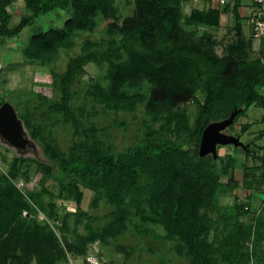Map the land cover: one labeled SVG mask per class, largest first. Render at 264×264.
Returning a JSON list of instances; mask_svg holds the SVG:
<instances>
[{
  "label": "trees",
  "instance_id": "obj_1",
  "mask_svg": "<svg viewBox=\"0 0 264 264\" xmlns=\"http://www.w3.org/2000/svg\"><path fill=\"white\" fill-rule=\"evenodd\" d=\"M18 2L29 15L11 27L8 8ZM181 4L182 0H134L132 15L120 20L115 0H0V38L16 37L39 16L68 13L60 27L34 32L23 49L27 61L46 66L60 49L74 45L76 35L95 30L102 19L110 20L103 38L86 40L64 72L54 75L60 99L49 103L48 113L62 115L72 127L68 150L60 149L47 125L35 124L31 114L22 116L29 132L25 147L33 143L36 148L32 154L17 149L7 173L0 172V264H66L69 257L83 258L90 245L106 244L109 237L118 236L132 216L161 226L164 236L133 223L141 235L176 242V254L189 264H264V207H251L255 193L264 195V180L255 187L258 179L243 164L241 203L223 208L220 195L237 190L232 171L238 158L232 153L218 154L215 160L212 155L199 156L202 133L210 123L227 119L240 108L232 125L251 106L264 112V51L251 57L254 38L242 34L240 0H233L230 8L225 3L189 15ZM227 12L234 17L236 43L229 45L227 55L219 56L212 34L197 36L188 28H218L221 14ZM90 63L105 70L86 84V100L115 113H131L143 104L142 138L124 152L104 144L95 125L83 122L95 112L72 105L75 78ZM5 103L0 97V108ZM191 103L197 108L189 121L181 108ZM260 122L264 124V114ZM251 127L252 123L242 125L236 136L241 138ZM256 139H264V128ZM246 145L247 152L239 148L245 160L262 158L251 146L264 152V144ZM32 163L41 173L39 185L53 180L59 187L46 205L40 191L28 193L30 201L47 212L50 223L36 218V209L15 183L18 178L30 181ZM229 169L224 183L221 175ZM83 188L94 193V206L102 198L114 208L108 215L111 222L100 231L93 225L97 217L81 208ZM55 197L74 202L75 211L61 214ZM260 199L264 204V197ZM213 214H217L214 220ZM71 217L75 225L85 226L86 236L72 241L65 237Z\"/></svg>",
  "mask_w": 264,
  "mask_h": 264
},
{
  "label": "rangeland",
  "instance_id": "obj_2",
  "mask_svg": "<svg viewBox=\"0 0 264 264\" xmlns=\"http://www.w3.org/2000/svg\"><path fill=\"white\" fill-rule=\"evenodd\" d=\"M133 1L134 0H115V6L118 10V16L120 20L132 15L133 13ZM232 3V2H229ZM226 5V4H225ZM207 3L205 0H182L181 8L185 15H189L191 11L206 10ZM11 14L10 26L14 27L20 18L24 15H29L23 4L18 2L16 5L8 8ZM68 13L54 11L50 14L39 16L33 24L26 26L19 35L13 38H0V97H3L6 103L12 106L15 114L16 128L21 132V129L29 134L24 126L22 116L26 113L31 114L34 118L35 124L47 125L46 131L51 138L56 141L60 149L65 152L71 146L72 142V127L70 124H65L62 115H50L48 113V107L50 102H59L60 93L55 90L53 86L54 75L61 74L66 68V64L69 58L77 56L81 53V48L86 40L92 42H98L105 36L106 26L110 20L102 19L99 26L88 32L79 33L74 37V45L70 48L60 49L55 60L50 65H43L38 61L29 62L23 55V49L26 46L30 36L38 31H44L53 27H60ZM230 17V16H229ZM224 14L221 18V24L218 28H210L206 26H198L196 28H188V30L195 31L199 36L203 32H209L213 35L216 41L215 51L219 56L227 55V49L230 44L236 43V37L234 35L233 23L231 17L229 18ZM229 18V19H228ZM233 19V18H232ZM247 36L244 35V38ZM251 40L250 37H247ZM259 39L252 40L251 57L258 56ZM261 40V39H260ZM84 74H79L75 78V82L72 86L73 99L72 105L75 110L85 106L88 112H95L91 119L85 120L86 124L92 122L98 130V138L103 141L104 144L113 146L115 152H124L129 147L133 146L137 139L142 138L144 132L143 120L146 118L144 113L143 104H138L135 110L131 113L113 111H105L98 104H94L85 99L86 84L96 78V76L104 74L105 69H100L96 64L90 63L84 67ZM198 99H202V95L198 96ZM196 104H186L181 109L185 111L187 117L192 120L196 111ZM264 112L261 108L251 106L243 116L238 117L237 121L232 125L230 129H226V133L234 135L240 133L241 126L247 123H252V127L241 136L240 140L244 144L255 141L256 145H263L264 139L257 140L256 136L258 131L264 128V124L260 122ZM90 121V122H88ZM52 123H54L52 125ZM17 130V129H16ZM23 135L17 134V137L12 139V145L6 143V139L0 138L3 144L0 147V172L7 173L10 163L13 159L17 149L19 137ZM37 145V144H36ZM36 146L32 143L23 150L18 152L24 154H32ZM252 150L256 151V155L262 157L260 159H253L249 157L245 160L242 151L232 146H222L217 152L219 155L224 156L227 153H232L238 158L237 164L233 169V179L235 181L236 189L233 194H222L219 198V204L221 207H232L235 202L241 203L239 200L243 198L245 190L242 187L243 180V164L249 167L250 174H253L258 182L255 183V187L259 186V181L264 180V152L257 149L256 146H251ZM218 150V148H217ZM35 164L29 166L30 181L24 183L18 178L15 183L28 198L29 192L34 193L40 191V197L46 205L50 200L49 195L56 196L59 193V187L53 180H48L40 184L41 173L36 169ZM230 169L227 175H221L222 182H227L230 173ZM84 198L81 204V208L92 215L97 217L95 221L94 229L100 231L103 227L111 222L108 216L110 212L114 210L113 206L100 198L98 204L94 206V193L83 188ZM39 196V194H38ZM237 197V199L235 198ZM261 197L264 195L255 193L251 202V207L259 210L262 204ZM57 204L60 206V213L65 211L74 212L76 209L75 203L72 201H65L58 199ZM29 203L33 205L36 212V218L41 222H49L46 211L39 209L38 205H35L28 198ZM245 200V199H244ZM217 214H213L211 218L214 220L217 218ZM138 221L141 226L153 229L158 235L164 236L165 230L159 226L149 222H143L138 217L132 216L127 222L125 228L116 237H109L106 244L98 243L95 245L97 255L101 256L103 262L107 264H189L188 259L185 256H179L175 252L176 242L164 240L162 238H152L137 233L133 229V223ZM222 223V222H221ZM222 225V224H221ZM69 229L65 237L72 241L76 236H86L87 229L84 225H75L74 218L71 217L68 220ZM54 227V226H53ZM57 235L61 237L56 230ZM252 244L248 247L250 249ZM90 248V246H89ZM83 258L73 261L75 264H81ZM222 264V263H219ZM253 264V263H252Z\"/></svg>",
  "mask_w": 264,
  "mask_h": 264
},
{
  "label": "water",
  "instance_id": "obj_3",
  "mask_svg": "<svg viewBox=\"0 0 264 264\" xmlns=\"http://www.w3.org/2000/svg\"><path fill=\"white\" fill-rule=\"evenodd\" d=\"M241 111V108L237 109L227 119L212 122L204 129L199 147L200 157L212 155L214 160L217 159L218 146H233L245 152L248 151L247 145L241 142L239 136L229 135L225 132ZM17 134L23 136L19 137V144L16 145L15 149H23L27 142H29L28 134L24 129H21L20 132L16 128L14 110L10 104L5 103L0 108V138L3 137L6 139V143L12 145V139L17 137Z\"/></svg>",
  "mask_w": 264,
  "mask_h": 264
},
{
  "label": "built area",
  "instance_id": "obj_4",
  "mask_svg": "<svg viewBox=\"0 0 264 264\" xmlns=\"http://www.w3.org/2000/svg\"><path fill=\"white\" fill-rule=\"evenodd\" d=\"M220 5H224L226 0H219ZM252 8L248 17V24L250 27V33L254 39L264 38V0H251ZM245 210H249V207H245ZM25 214V213H24ZM94 243L90 245L88 252L83 256L82 264H102L97 255ZM72 258H68L66 264H75Z\"/></svg>",
  "mask_w": 264,
  "mask_h": 264
},
{
  "label": "crops",
  "instance_id": "obj_5",
  "mask_svg": "<svg viewBox=\"0 0 264 264\" xmlns=\"http://www.w3.org/2000/svg\"><path fill=\"white\" fill-rule=\"evenodd\" d=\"M205 2L207 3V6H208L207 8H222L223 7L222 5H220L219 0H205ZM229 2H232V3H229ZM226 3L229 5V8H230L233 5V0H226ZM251 8H252L251 0H240V5H239L238 12H239V16L242 19L241 31H242V34L247 36V37L251 36L250 28H249V25H248V17L250 15ZM224 14H226L228 17L229 16L231 17V21H229V22H232V20H233V23H229V24H233V26H234V19H232L234 17H233L231 12H227V13H222L221 14V16H220V24H221V18H222V16ZM232 31L235 33L234 29H232ZM247 37H246V39H247ZM258 41H259V44H260L259 45V49L264 51V39L258 40Z\"/></svg>",
  "mask_w": 264,
  "mask_h": 264
}]
</instances>
